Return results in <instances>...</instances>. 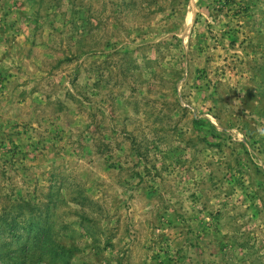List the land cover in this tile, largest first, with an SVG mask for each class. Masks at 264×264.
<instances>
[{
  "label": "rangeland",
  "instance_id": "rangeland-1",
  "mask_svg": "<svg viewBox=\"0 0 264 264\" xmlns=\"http://www.w3.org/2000/svg\"><path fill=\"white\" fill-rule=\"evenodd\" d=\"M0 264H264V0H0Z\"/></svg>",
  "mask_w": 264,
  "mask_h": 264
}]
</instances>
